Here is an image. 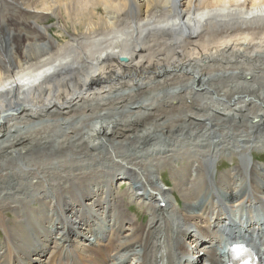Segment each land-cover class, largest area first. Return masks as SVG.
Segmentation results:
<instances>
[{
    "label": "bare ground",
    "instance_id": "6f19581e",
    "mask_svg": "<svg viewBox=\"0 0 264 264\" xmlns=\"http://www.w3.org/2000/svg\"><path fill=\"white\" fill-rule=\"evenodd\" d=\"M263 41L264 0H0V264H175L167 214L211 232L219 190L262 211L264 171L247 150L264 147ZM233 64L244 72L221 75ZM183 77L189 88L147 98ZM236 146L248 162L217 175L212 159ZM131 202L147 224L134 227Z\"/></svg>",
    "mask_w": 264,
    "mask_h": 264
},
{
    "label": "rangeland",
    "instance_id": "374dc122",
    "mask_svg": "<svg viewBox=\"0 0 264 264\" xmlns=\"http://www.w3.org/2000/svg\"><path fill=\"white\" fill-rule=\"evenodd\" d=\"M40 12H44L45 13V11H41L40 10ZM51 21H53L52 19H50V20H48V23L50 24V26H52L53 24H55V22H51ZM253 40H255L254 38H251V39H249V40H246V41H244V45L245 44H249V45H251L252 44V41ZM254 42V41H253ZM242 42L241 41H237L236 42V40L235 39H230V40H228V42H226L225 44H224V46L225 45H227V47L229 48V47H231L232 49H233V47H235L236 45H238L237 46V48H241V46L242 45H240ZM256 43V42H255ZM254 43V44H255ZM262 44H264V41L262 42ZM261 50H263V49H261ZM238 51V50H237ZM257 52H259L258 50H257ZM257 52H255V54L257 53ZM259 54V53H258ZM258 54H256V55H258ZM235 60V59H234ZM225 61H226V63L227 62H230V63H232L231 61V59H225ZM257 61V60H256ZM263 62H264V60H262ZM254 62H255V60H254ZM229 63V64H230ZM262 63V62H261ZM244 64H246L248 67H254V65H253V61L252 60H245L244 61ZM225 66H226V64H225ZM225 66H224V68H225ZM232 66H234V68H232ZM243 67L244 66H236V64H233V65H231V66H229L228 68H227V71L226 72H223V73H221V75H228V76H233L234 78L236 77V76H239V75H241L243 72H244V69H243ZM249 74H250V76H252V75H254L255 73V75L256 76H259L258 77V81H262V80H264V72H248ZM180 74H182V75H184L185 73H183V71L182 72H180ZM215 76V75H214ZM250 76L248 77L249 78V80H250ZM173 78H177L176 76H171V79H173ZM263 78V79H262ZM233 78H231V80H232ZM187 80V78H185V77H183L182 79H180V80H178V83H179V85H177V86H173V87H171V88H168V89H166V91H157L156 93H155V96H149V97H147L148 99H151V101H155V100H157V101H159V99H161L160 97H165L166 96V92L167 93H177V92H179L180 93V91H183V90H185V89H187V88H189V85H192V83L191 82H189V81H186ZM148 81V80H147ZM150 81V80H149ZM256 82V83H253V85H251L252 87H255L256 86V88L258 89V88H260L257 84H259V82ZM240 84H242V85H248L249 83H245V82H242V83H240ZM252 84V83H251ZM192 89V88H191ZM124 93H126V92H123V94ZM181 95V94H180ZM52 124H55V123H52ZM49 125H51V123H49ZM261 131L264 133V127H261ZM59 132H61L60 130H59ZM161 134V133H160ZM159 135V134H158ZM247 134H245V133H243V135L242 136H246ZM160 136V135H159ZM245 138H247V137H241V138H238V137H236V138H234V140H245ZM253 138H254V140H253ZM252 138V140L255 142H258V141H263V143H264V136L263 137H257L256 136V139H255V137H253ZM232 139H233V137H232ZM230 140V139H229ZM199 142H203V139H201V141H199ZM231 142H233V141H231ZM255 142V143H256ZM194 143V142H193ZM242 143H244V142H242ZM254 143V144H255ZM234 144H236V143H234ZM256 144H258V148L257 149H252V148H250V150H247V155H249L248 157V160L250 159L251 161H255L256 163H258V164H260V165H262L261 167H259L262 171H264V147H261V144H262V142H260V143H256ZM189 144H188V142H185V143H181V145L179 146V148H184V147H187ZM241 147H243V145H240ZM203 147H206V148H201V149H199V152H202L201 154H205V152L206 151H208L209 150V146L207 145V146H203ZM214 147L212 146V149H213ZM243 148H245V147H243ZM243 148H238L237 146L234 148L235 150V152L234 153H223V151L222 152H220L219 153V157L216 159V160H213L212 159V163H211V169H212V171H214L217 175H219L220 173H230V172H232V170L233 169H235L236 167H237V165H244V164H246V162H248L247 160H246V155H236V154H238L239 153V151H237V150H242ZM195 149H197L196 147H191V150H190V152L189 153H192L193 151H195ZM159 150V149H158ZM162 151H164V149H162ZM159 151H155V153H158ZM189 153L187 154V156H189ZM231 154H233V155H231ZM222 156V157H221ZM179 158H181V159H183V156H178ZM221 157V158H220ZM186 158H188V157H186ZM219 159V160H218ZM191 160H194V158L193 159H190L189 161H191ZM261 171V172H262ZM157 178L159 179V182L161 183V185L164 187V188H168V187H172V188H174V186H173V183H172V177H171V171L170 170H164V171H162L160 174H158L157 175ZM250 182H251V177L249 176L248 177V183H249V185H248V193H251L252 192V189H251V187H250ZM211 183H214V179H212L211 180ZM133 185V182H131V180H129V181H124L123 183H122V185H121V187L120 188H117L116 190H117V192L119 193V194H121V193H125L131 186ZM169 191V190H168ZM221 194H223V195H226L229 199H231L232 197H231V195H227L226 193H224V191H222V190H219L218 192H217V195L218 196H221ZM239 196V195H238ZM241 196V195H240ZM239 196V197H240ZM173 197H174V200H172L173 199ZM224 197V196H223ZM175 199L178 201V203H176V202H174L175 204V206H179V207H183V200L181 199V197H180V195H178V193L175 191V192H170V198H169V200L171 201V202H173V201H175ZM202 199V198H201ZM200 199V200H201ZM203 199H205V201H206V198H204L203 197ZM200 200H196V202L198 203ZM204 201V202H205ZM127 202H128V200H127ZM230 204H232L233 205V203H230ZM235 204V203H234ZM202 205V204H201ZM242 205H239L238 207H241ZM197 207H198V209H197ZM244 207V206H243ZM129 210L132 212H130V214L132 215V217L134 218V227H136L137 228V226H139L140 224H147L148 222H149V220H150V214L148 213V211H145V208H143V207H141V206H139V204L137 203V202H131L130 204H129ZM192 212H196V213H198V212H200V206L198 205V206H196L194 209H193V211ZM218 212V211H217ZM167 213V212H166ZM216 215V216H215ZM167 217H170V218H168V219H166ZM218 217V214L217 213H215L214 215H212V218H211V223L213 224L214 222H215V220H216V218ZM172 218H173V216L171 215H168L167 214V216L164 218V220H165V224H166V222H168V220H172ZM222 221L224 222H226L227 220H223V218H222ZM170 223H172L171 221H170ZM171 227V226H170ZM169 227V231L171 232V228ZM172 234V232L171 233H169V235H171ZM1 237H3V232H2V230H1V228H0V238ZM171 243H170V241H169V243H168V241L166 242V247L168 248L167 250L170 252L171 250H172V252H173V248L172 247H170L171 245H170ZM171 248V249H170ZM168 252V253H169ZM169 255H171L172 256V254L171 253H169ZM134 257V256H133ZM133 257H128V258H133ZM119 258V257H118ZM135 258V257H134ZM133 258V259H134ZM168 259H169V262L172 264V261H171V257L169 256L168 257ZM136 260H138L137 258H136Z\"/></svg>",
    "mask_w": 264,
    "mask_h": 264
}]
</instances>
